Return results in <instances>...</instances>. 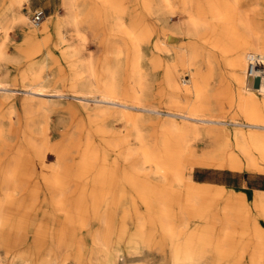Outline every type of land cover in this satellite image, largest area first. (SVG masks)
I'll list each match as a JSON object with an SVG mask.
<instances>
[{
    "label": "bare ground",
    "instance_id": "obj_1",
    "mask_svg": "<svg viewBox=\"0 0 264 264\" xmlns=\"http://www.w3.org/2000/svg\"><path fill=\"white\" fill-rule=\"evenodd\" d=\"M27 2L4 0L0 62L13 24L40 43L56 33L69 65L88 73V81H78L85 87L73 95L85 106L93 103L94 116L103 119L67 162L66 143H50L45 120L29 121L19 151H3L9 130L0 118V264H88L80 232L92 222L99 223L93 249L105 262L118 263L125 255L118 247L125 223L118 211L126 189L134 191L135 206L144 205L130 214L138 225L182 237L173 251L177 264L204 261L206 244L213 264L225 257L233 264L245 258L246 264H264V226L254 219L264 221V189L192 174L196 166L264 173V0H62L65 12L48 15L42 25L24 11ZM144 16H152L154 25H142ZM88 22L97 56L84 52ZM68 27L79 33L76 43L69 41ZM28 79L27 95H66L48 92L41 69ZM0 90H11L1 74ZM27 108L32 112L30 103ZM111 114L130 126L136 145L122 147L127 139L113 130ZM109 152L138 157L137 170L147 168L154 178L128 175L117 186L122 175ZM46 155L53 156L51 164ZM35 157L46 169L39 182L26 172V160ZM42 191L51 197L46 213L53 225L33 227ZM192 220L208 226L187 227ZM133 253L129 249L128 257Z\"/></svg>",
    "mask_w": 264,
    "mask_h": 264
},
{
    "label": "rangeland",
    "instance_id": "obj_2",
    "mask_svg": "<svg viewBox=\"0 0 264 264\" xmlns=\"http://www.w3.org/2000/svg\"><path fill=\"white\" fill-rule=\"evenodd\" d=\"M3 6L4 0H0V13L3 9ZM37 8L44 9L46 13V17L40 25H42V23L47 20L48 15L52 14L53 16H56L65 12L62 0H29V2L25 4L24 11L28 13L30 19H33V12ZM141 23L142 25L148 24L150 25L149 27H151L154 25V18L152 16H144ZM7 24H10L9 20ZM83 33L86 37V47L84 49V52H92L94 56H97L100 53V50L96 45L97 42L94 38L95 32L89 22L85 23ZM67 37L69 38V41L71 43H76L80 39L79 33L75 29H73V27H68ZM57 40L58 36L56 33H53L50 37V40H47L46 43H40L39 41L33 39H26L24 38L22 30L16 24H13L8 31L7 38L5 39V50L7 53V57L2 59L0 62L1 79L11 88V90L6 91L0 90V118H5L4 122L7 129L9 130V133L7 135L8 144L6 147H3V151L5 152L9 151L10 153H15L19 151L22 146L21 141L23 140L25 135V133L23 134V131L27 130L30 120L36 122L45 120L48 126L47 135L50 143L58 146H65L66 143L67 152L65 154V159L67 160V162L73 161L77 157L79 144L81 143L86 132L90 130L91 132H94V129L100 123L101 119H103L101 116H94L95 114H93V112L95 111V107L93 103H91L92 105L90 107L85 106V103L79 101L77 97L73 95V89L81 90L85 87V83H80L78 81H88V73L84 66L69 65L64 54L65 50L61 49L55 43V41ZM147 48L149 55H151V46L147 45ZM44 57H47V60L43 61L42 65H34L39 59ZM38 69H41V73L45 77V84L47 85L48 92L53 89H59L66 95H27L25 88L27 87L28 81L30 80L28 79V77H31L32 72ZM28 103H30L32 112L27 108ZM117 118L118 117L116 115H112L111 123L113 130L117 131L120 135L126 136L127 140L123 143L122 147L136 145L135 139L131 137L132 135L130 126L126 125L124 121H121L119 120V118ZM32 133L33 135L38 136L40 133L39 127H34ZM109 159L111 161L117 162L118 170L120 172L119 174L122 175H120L122 178H120L119 183L117 182V186L119 184L124 185L126 183L125 178H127L128 175L136 176L137 174L138 176L136 177H143V179L147 178L148 181H151V178H154L152 175L148 176L149 174H145L147 172L144 173V171H149V169L147 168L137 170L134 164L138 160V157H131L125 160L119 153L109 152ZM52 160V155H46V163L51 164ZM38 162V157H35L33 159L28 158L25 164L27 166V175H30L29 178L31 180L39 182L42 181L44 170L46 171V169H44V167H41ZM135 171L138 173H136ZM200 171H206V174L200 175ZM209 172L212 173L209 174ZM192 174L193 177L197 180L200 179L202 175H206L209 178L215 180H226L227 182L232 181L233 183L230 184L236 186H240L246 180L245 178L249 179L256 174L264 175V173L253 171L250 172L247 170L233 171L230 169H218L214 167L199 166L195 167ZM229 175H233V178ZM156 180L158 179H155L154 183L159 184L160 182ZM115 192L119 193L120 188L116 187ZM124 194H126V196L124 195L126 198L122 197L118 211V218L123 217V222H125L123 223V240L121 244L118 245V247H120L122 252L125 254L119 259L121 263L120 261H118L117 263L115 260L105 262L102 257L99 258L96 251L93 249L92 237L94 231L98 229V222H92L82 232H80V235H82L81 240L87 248L86 252L84 253V257L87 263L177 264L173 251L176 245H178L180 241H182V237L180 235L177 237H171L170 234L164 232L159 226H154L150 223H145L142 227L138 225V223L134 220V218H132V216H130V214L136 207L139 210L143 211L144 205L142 203H139L136 206L134 205L132 198L135 193L132 189H126ZM41 195L42 203L40 205L38 204V206L36 207L34 221L32 222L33 227L38 226L39 224H43L44 227L53 225V222L49 217L50 214L46 213V211L49 212V202H51V197L45 191H42ZM222 204L223 201H219V203L216 205V210H220ZM254 219L259 220L260 224L264 226V221L260 217L256 216L254 217ZM190 226H197L199 228H202V226H208V223H203L202 220L195 222L194 220H192L190 221V224L188 223L187 225V227ZM129 249L134 250V255H132L131 257H128L127 254ZM204 249V261H202L201 263L195 261L191 262L190 264H204V262L205 264L214 263L215 254L213 253L211 246L206 244L204 246ZM219 262L220 264H233L228 257L221 259ZM246 263L247 260L245 258L241 262H237L235 264ZM73 264L76 263L74 262Z\"/></svg>",
    "mask_w": 264,
    "mask_h": 264
},
{
    "label": "crops",
    "instance_id": "obj_3",
    "mask_svg": "<svg viewBox=\"0 0 264 264\" xmlns=\"http://www.w3.org/2000/svg\"><path fill=\"white\" fill-rule=\"evenodd\" d=\"M212 172H209V174H211ZM200 175L201 174H206V171H200L199 173ZM230 177L233 178V175H229ZM196 179V178H195ZM201 180H206L207 181H216L215 183H223V184H226V185H231V186H234L236 188H243L244 187V183L246 182L247 185L251 188H261V189H264V175L262 174H256V175H253L252 177H250L249 179L248 178H245L246 180L240 185V186H236V185H232L230 183H233L232 181H226V180H215V179H212V178H209L208 176L206 175H202V177L200 178ZM198 179V180H200ZM249 180V181H248ZM251 180V181H250ZM252 182V183H250ZM229 183V184H228Z\"/></svg>",
    "mask_w": 264,
    "mask_h": 264
},
{
    "label": "built area",
    "instance_id": "obj_4",
    "mask_svg": "<svg viewBox=\"0 0 264 264\" xmlns=\"http://www.w3.org/2000/svg\"><path fill=\"white\" fill-rule=\"evenodd\" d=\"M46 17V13L44 9L42 8H37L33 12V20L36 23H41Z\"/></svg>",
    "mask_w": 264,
    "mask_h": 264
},
{
    "label": "trees",
    "instance_id": "obj_5",
    "mask_svg": "<svg viewBox=\"0 0 264 264\" xmlns=\"http://www.w3.org/2000/svg\"><path fill=\"white\" fill-rule=\"evenodd\" d=\"M201 180V179H200Z\"/></svg>",
    "mask_w": 264,
    "mask_h": 264
}]
</instances>
